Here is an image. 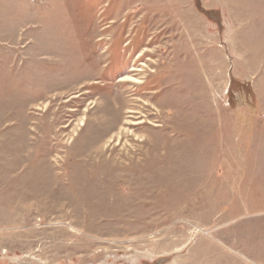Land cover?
I'll list each match as a JSON object with an SVG mask.
<instances>
[{
  "label": "rangeland",
  "instance_id": "374dc122",
  "mask_svg": "<svg viewBox=\"0 0 264 264\" xmlns=\"http://www.w3.org/2000/svg\"><path fill=\"white\" fill-rule=\"evenodd\" d=\"M0 264H264V0H0Z\"/></svg>",
  "mask_w": 264,
  "mask_h": 264
}]
</instances>
